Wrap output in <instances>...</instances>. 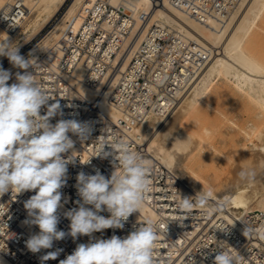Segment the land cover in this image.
I'll list each match as a JSON object with an SVG mask.
<instances>
[{"label":"built area","instance_id":"obj_1","mask_svg":"<svg viewBox=\"0 0 264 264\" xmlns=\"http://www.w3.org/2000/svg\"><path fill=\"white\" fill-rule=\"evenodd\" d=\"M159 1H149L148 8L139 10L134 16L133 11L120 1L82 0L76 16L66 20L55 45L32 55L33 66L27 71L32 72L47 90L51 97L49 105L59 102L61 106V113L50 122L55 124L61 119H74L88 123L92 129L84 141L69 133L75 150L64 156L66 159L73 156L74 160L67 165L61 203L69 210L78 207V173L94 175L98 170L105 177L111 176L115 163L113 157L98 155L105 143L122 141L149 162L151 191L145 203L153 205L159 215L151 219L142 212H134L123 228L99 232L103 239H110L113 235L124 238L151 219L159 224L155 264H213L215 255L223 249L238 255L241 264H264V239L259 234V226L264 223V210L254 213L226 210L231 218L227 220L220 213L222 203L212 199L207 208L194 209L188 216L181 214L176 207L179 193L195 196L199 192L173 170L151 158L145 146L132 134V127L150 114L166 115L195 76L197 65L193 62L198 64L200 60L196 58L210 57L204 45L186 38L177 27L160 21L149 22L150 10ZM169 1L201 22L213 18L221 23L235 9L238 0ZM19 5L13 2L9 11L16 13ZM143 26L145 32L132 49L127 64L119 67L116 60L122 58L134 35ZM78 66L83 69L81 81L88 87L103 86L114 75L107 100L118 111L117 117L110 118L99 109L94 99L89 100L78 93L70 78ZM23 71L18 69L8 83L16 82L15 74ZM45 113L46 108H42L41 114ZM105 151H111L109 145L105 146ZM34 194V191H28L13 197L9 191L0 196V256L12 264H60L78 244H86L90 239L94 241L89 236L73 239L66 235L64 239L54 241L51 249L30 252L26 241L40 230L24 223L28 218L24 202ZM57 214L60 217L58 230L68 233L70 220L60 209ZM100 214L110 215L107 211ZM246 226L252 230L247 236L243 234ZM260 231L264 235V230ZM57 250L60 251L55 260H41L47 252Z\"/></svg>","mask_w":264,"mask_h":264},{"label":"clouds","instance_id":"obj_2","mask_svg":"<svg viewBox=\"0 0 264 264\" xmlns=\"http://www.w3.org/2000/svg\"><path fill=\"white\" fill-rule=\"evenodd\" d=\"M0 57H7L13 67L24 70L17 72L16 82L9 84L12 73L0 66V196L9 191L13 197L35 192L24 202L28 214L24 223L35 225L40 231L26 241L27 249L38 253L51 249L54 241L66 235L77 239L109 228H123L129 216L139 212L151 191L149 162L122 141L102 145L98 156H112L114 171L110 177L98 170L94 175L77 174L78 207L64 213L70 220V231L58 230L61 189L66 185L67 165L74 160L73 156H64L70 150L74 152L69 133L84 141L91 134V126L74 119L52 124L51 118L61 113V106L59 102L49 105L47 90L27 71L33 66L32 59L20 55L18 46L8 38H0ZM42 108H46L43 115ZM106 145L110 152L105 151ZM256 177L254 166L242 167L238 173L244 183H253ZM213 197L210 188L195 196L179 193L176 207L188 216L194 209L207 208ZM104 211L110 215H101ZM250 231L246 226L243 234L247 236ZM158 232L159 224L149 219L124 238L113 235L110 239L78 244L60 264H155ZM59 251L47 252L41 260H55ZM213 264H241V260L223 249L215 255Z\"/></svg>","mask_w":264,"mask_h":264},{"label":"bare ground","instance_id":"obj_3","mask_svg":"<svg viewBox=\"0 0 264 264\" xmlns=\"http://www.w3.org/2000/svg\"><path fill=\"white\" fill-rule=\"evenodd\" d=\"M65 1L0 0V38H8L9 42L19 48L54 17ZM81 1L71 0L63 17L33 48L34 55L55 45L66 20L76 16ZM119 1L127 5L135 16L139 10H146L151 0H110L111 3ZM13 2L20 4L16 13L9 11ZM263 15L264 0H238L235 9L221 23L213 18L201 22L171 5L169 0L159 1L158 5L150 10L149 22L160 21L177 27L186 38L204 45L209 50L210 57L196 58L200 60L198 64L197 61L193 62L197 65L195 76L166 115L150 114L132 127V134L145 146L151 158L159 160L158 162L173 170L185 182L191 183L195 190L200 192L212 189L213 199L222 203L223 209L220 213L227 220L231 218L226 210H235L238 213L264 210V155L260 153H264V143L256 144V151L254 148L249 150L243 146L232 168L233 175L227 177L228 179L213 170L210 171L212 174L198 172L190 162L196 155V149L203 146L201 143L205 141L204 135L210 133L209 127L202 124L201 112L204 107H212V99H222L228 103L246 100L252 106L254 115L252 132L256 136L264 135V60L254 56L249 49V42H252L257 32L258 20ZM145 29L144 26L138 29L125 54L116 60L119 67L123 68L127 64L132 49L143 36ZM6 58L0 57V62ZM2 67L12 74L18 70L9 61ZM182 71L185 70L182 68ZM82 74L83 69L78 66L70 76L78 93L89 100L94 99L99 109L110 118L117 117L118 111L112 108L107 100L114 75L112 74L103 86L88 87L81 81ZM220 77L227 80L229 88L213 87V79ZM174 110L177 112L170 120L168 114ZM209 120L215 121L216 118L210 117ZM245 166H254L257 169V177L253 183H244L238 179L239 171ZM60 210L65 213L69 209L62 205ZM139 212L151 219L159 215L153 205L147 203L142 205ZM240 230L243 232L241 228ZM260 230H264V223L259 226L260 237L264 239ZM92 238L103 239L99 232L93 233ZM0 264L12 263L0 256Z\"/></svg>","mask_w":264,"mask_h":264},{"label":"rangeland","instance_id":"obj_4","mask_svg":"<svg viewBox=\"0 0 264 264\" xmlns=\"http://www.w3.org/2000/svg\"><path fill=\"white\" fill-rule=\"evenodd\" d=\"M70 2L71 0H66L54 17L44 24L27 42L19 47L20 55L24 56L25 59L33 55V48L41 41L46 33L52 30L55 23L63 17ZM263 17L264 15L258 20L259 23L257 22L258 24L256 27L257 32L254 34L253 40L251 38L252 42H249L251 43L249 44L250 51L262 61L264 60ZM8 61V58L4 59L0 62V66L5 65ZM226 81L227 80L222 77L214 78L213 87L229 88L230 86H228ZM245 101L239 100L228 103L222 99H212V107H204V110L201 112L202 124L209 127L210 133L204 135L205 141L201 143L203 146H200L198 150L196 149L194 153L196 155L192 157L190 163L194 170L205 174H212L210 171L213 170L216 174H220L219 176L229 178L233 175L232 168L234 164H236L237 154L239 151L243 150V146H246L249 150H251V148L255 150L256 148L254 146L256 144L264 143V135H258L259 138L252 132L254 124L253 110L252 106ZM175 109L177 110V108ZM176 110L171 111V115L170 113L168 114L170 120L173 119L177 112ZM210 117H215L216 120L210 121ZM260 153L264 155V153ZM197 163H199V165H197ZM189 185L192 188L194 187L191 183H189ZM258 211L260 210H252L251 212L254 213Z\"/></svg>","mask_w":264,"mask_h":264}]
</instances>
